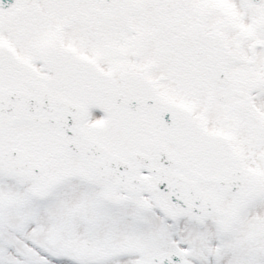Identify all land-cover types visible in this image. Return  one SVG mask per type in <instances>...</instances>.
<instances>
[{
    "label": "snow or ice",
    "instance_id": "6c2138e0",
    "mask_svg": "<svg viewBox=\"0 0 264 264\" xmlns=\"http://www.w3.org/2000/svg\"><path fill=\"white\" fill-rule=\"evenodd\" d=\"M0 264H264V0H0Z\"/></svg>",
    "mask_w": 264,
    "mask_h": 264
}]
</instances>
